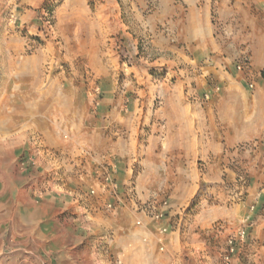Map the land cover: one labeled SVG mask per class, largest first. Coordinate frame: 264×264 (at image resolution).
Wrapping results in <instances>:
<instances>
[{
	"label": "crops",
	"instance_id": "crops-1",
	"mask_svg": "<svg viewBox=\"0 0 264 264\" xmlns=\"http://www.w3.org/2000/svg\"><path fill=\"white\" fill-rule=\"evenodd\" d=\"M84 1L71 0L81 30L74 52L106 79L98 116L82 127L90 116L78 72L66 74L62 88L41 90L36 106L46 122L73 124L59 151L63 203L76 218L111 230L128 255L154 252L160 226L170 230L164 245L173 251L183 218L187 233L228 216L220 200L226 176L242 159L252 172L253 155L264 152V0H127L122 20L114 0L92 10ZM243 57L250 68L241 71ZM105 163L115 165L116 198L96 178ZM90 190L95 194L87 197ZM151 200L167 202L160 222L135 211Z\"/></svg>",
	"mask_w": 264,
	"mask_h": 264
},
{
	"label": "rangeland",
	"instance_id": "rangeland-1",
	"mask_svg": "<svg viewBox=\"0 0 264 264\" xmlns=\"http://www.w3.org/2000/svg\"><path fill=\"white\" fill-rule=\"evenodd\" d=\"M105 2L85 0L83 6L92 10ZM114 6L122 20L128 1L114 0ZM71 7V0H0V264H264V152L253 155L252 172L242 159L236 174L226 176L220 200L228 216L194 224L187 233L183 218L173 251L164 245L169 230L162 251L156 243L154 252L128 255L111 230L76 218L73 206L64 205L59 151L73 124L44 120L36 107L41 90L62 88L66 74L78 72L75 83L84 89L90 116L82 117L84 127L98 116L106 83L77 55L80 14Z\"/></svg>",
	"mask_w": 264,
	"mask_h": 264
},
{
	"label": "built area",
	"instance_id": "built-area-1",
	"mask_svg": "<svg viewBox=\"0 0 264 264\" xmlns=\"http://www.w3.org/2000/svg\"><path fill=\"white\" fill-rule=\"evenodd\" d=\"M236 68L238 70H248L250 68V62L248 57L241 58L236 63ZM252 84L249 85V88H252ZM115 165L113 163H105L96 169V178L100 181L103 186V189L109 193L110 197L116 198L118 196V187L114 182L112 175L114 173ZM89 194L93 196L95 193L93 190H90ZM104 208L106 210L112 211L114 209V204L105 203ZM137 213H141L144 216L151 219L152 222H160L167 216V202L165 200L157 202L156 200H151L143 204H138L135 208ZM136 226H141L140 221H135ZM169 231L167 227H156L154 231L156 243L159 245V250H163L162 240L163 236ZM145 241V240H144Z\"/></svg>",
	"mask_w": 264,
	"mask_h": 264
}]
</instances>
